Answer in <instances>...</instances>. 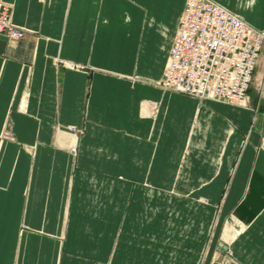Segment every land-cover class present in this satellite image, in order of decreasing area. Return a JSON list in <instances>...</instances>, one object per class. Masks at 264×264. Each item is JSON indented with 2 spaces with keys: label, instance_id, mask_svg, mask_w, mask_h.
<instances>
[{
  "label": "crops",
  "instance_id": "crops-1",
  "mask_svg": "<svg viewBox=\"0 0 264 264\" xmlns=\"http://www.w3.org/2000/svg\"><path fill=\"white\" fill-rule=\"evenodd\" d=\"M5 1L0 264H264V47L249 104L198 98L160 85L187 0Z\"/></svg>",
  "mask_w": 264,
  "mask_h": 264
},
{
  "label": "built area",
  "instance_id": "built-area-1",
  "mask_svg": "<svg viewBox=\"0 0 264 264\" xmlns=\"http://www.w3.org/2000/svg\"><path fill=\"white\" fill-rule=\"evenodd\" d=\"M0 35L12 41L25 35L13 20V5L5 0H0ZM263 47L264 30L237 13L214 0H187L160 85L198 98L247 105Z\"/></svg>",
  "mask_w": 264,
  "mask_h": 264
},
{
  "label": "rangeland",
  "instance_id": "rangeland-1",
  "mask_svg": "<svg viewBox=\"0 0 264 264\" xmlns=\"http://www.w3.org/2000/svg\"><path fill=\"white\" fill-rule=\"evenodd\" d=\"M261 89L262 93H264V80H262L261 82L258 83V89ZM223 102V101H222ZM229 103V102H228ZM250 103V102H249ZM248 103V104H249ZM156 110V109H155Z\"/></svg>",
  "mask_w": 264,
  "mask_h": 264
}]
</instances>
